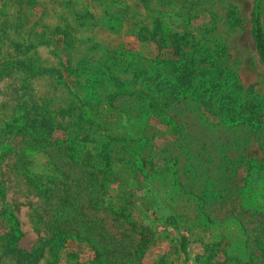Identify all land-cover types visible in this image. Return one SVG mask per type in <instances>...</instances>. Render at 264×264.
Wrapping results in <instances>:
<instances>
[{
  "label": "rangeland",
  "instance_id": "rangeland-1",
  "mask_svg": "<svg viewBox=\"0 0 264 264\" xmlns=\"http://www.w3.org/2000/svg\"><path fill=\"white\" fill-rule=\"evenodd\" d=\"M256 18L264 39V0H0V264H264Z\"/></svg>",
  "mask_w": 264,
  "mask_h": 264
},
{
  "label": "trees",
  "instance_id": "trees-1",
  "mask_svg": "<svg viewBox=\"0 0 264 264\" xmlns=\"http://www.w3.org/2000/svg\"><path fill=\"white\" fill-rule=\"evenodd\" d=\"M253 37H254V42H255V47H256L257 53H258L259 57L264 60V39L262 37L259 21H258L257 18L254 19V22H253ZM182 66L183 65H179L178 66V70L180 68H182ZM180 74H183V73H180ZM114 96H116V95H114ZM143 102H148V99L147 98H143ZM36 123H38V122H36ZM28 134L31 136L30 139L33 138L36 142H46L47 138H48L46 136L42 137L43 134L39 133V131H37L36 129H32L31 132H29ZM19 135L22 138L24 136V133L19 134ZM111 139H112V141H117L119 139L122 140V141L126 140L125 137L124 138L112 137ZM41 188H43V184L39 185V190L40 191H42ZM0 195H1V198H4L5 195H6L5 194V189L1 185V182H0ZM3 205L4 206H3L2 211L0 213V217L5 222V224H7V226H8L7 228H4V230H7L9 228L8 229L9 234L7 236H5V238H7L6 240H8L11 243L15 244V246H14V248L12 250L16 251V242L20 238V232L18 230V221L16 219V216L14 214H12L13 212L10 211L8 206L5 207L6 204H3ZM171 224L173 225L174 229L178 230V226H177V224H176V222L174 220L171 222ZM70 231H75V228H70ZM188 244H189L188 238L186 236H184V235H180L179 236L180 249L182 251H185L187 249ZM43 245H45V243H42L41 247H43ZM57 246L61 247L63 245L59 244ZM18 253L30 254V253L22 251V250H18Z\"/></svg>",
  "mask_w": 264,
  "mask_h": 264
}]
</instances>
